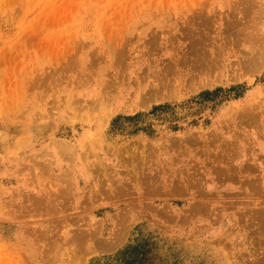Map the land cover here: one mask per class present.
<instances>
[{
	"label": "rangeland",
	"instance_id": "1",
	"mask_svg": "<svg viewBox=\"0 0 264 264\" xmlns=\"http://www.w3.org/2000/svg\"><path fill=\"white\" fill-rule=\"evenodd\" d=\"M253 1L0 0V264H264ZM195 40L226 65L194 77Z\"/></svg>",
	"mask_w": 264,
	"mask_h": 264
},
{
	"label": "bare ground",
	"instance_id": "2",
	"mask_svg": "<svg viewBox=\"0 0 264 264\" xmlns=\"http://www.w3.org/2000/svg\"><path fill=\"white\" fill-rule=\"evenodd\" d=\"M244 1H246V0H244ZM248 1V0H247ZM253 1V0H252ZM250 2V1H249ZM254 2V1H253ZM252 2V3H253ZM240 3V2H239ZM245 2H243V4H244ZM251 3V2H250ZM245 5V4H244ZM247 5V4H246ZM249 5V4H248ZM255 11V10H254ZM201 14V13H200ZM200 14H199V16H200ZM202 17H203V15H202ZM248 17V16H247ZM249 18V17H248ZM207 19H209V17H207ZM260 20V19H259ZM206 21H208V20H206ZM198 26V25H197ZM236 26H237V24H236ZM243 26V25H242ZM254 26V25H253ZM253 26H251V32H252V29H253ZM199 27V26H198ZM197 27V28H198ZM233 27H234V25H233ZM246 27V26H245ZM255 27V26H254ZM196 28V29H197ZM237 28V27H236ZM239 28V27H238ZM248 28V27H247ZM250 28V27H249ZM248 28V29H249ZM247 29V32H249L250 30H248ZM254 29H256V28H254ZM256 31V30H255ZM259 31V30H258ZM229 32V31H228ZM246 31H245V33H244V35L247 33ZM194 33V32H193ZM233 33V32H232ZM241 34V33H240ZM251 34H253V37H254V39H253V41H252V38H251V41L252 42H254L253 43V46L251 47V46H248V49H243L242 50V48L245 46V44H247L248 43V41L246 42V43H244L243 42V40H246L245 38H246V36H247V34H246V36L243 38V40H242V42H240V44H238V46H236V47H238V48H235V50L237 49V51H239V52H241V51H243L242 53V56L241 57H243V55H244V59H243V61L242 62H240L241 61V59H240V57H239V64L241 63V64H243V67L241 68V69H246V71H247V69L249 70V69H255L256 71L257 70H259L261 67V65H262V63L264 62V36H260V37H258V34H257V32H256V34H254V30H253V33H251ZM251 34L249 35V36H251ZM191 35V34H190ZM239 35V34H238ZM201 36H202V34H201ZM205 36H207V35H205ZM249 36L247 37V40H248V38H249ZM206 38V37H205ZM235 38V37H234ZM201 39V38H200ZM250 40V39H249ZM196 41V40H195ZM200 40H197L196 42H193L192 43V46L194 47V46H199V47H194V48H196V50H193V54L195 55V58H196V56L198 57L199 56V58L198 59H196V61L195 62H193L192 63V65L190 66V68H193V70L191 71V74L194 76H199L200 74H202V73H206L207 75H208V73H211V71H213L214 69H216L217 68V64H218V61H219V63H220V65H221V63H222V66H224V65H226L225 64V61H226V59L224 58V57H221V59H219V53H220V51L219 50H217L216 51V49H218V47H216V46H212V48L214 47H216L215 48V51L216 52H218V53H215L214 52V50L213 51H209L206 47H207V45L205 44V46L206 47H201L200 45H199V42ZM250 42V41H249ZM225 43V42H224ZM157 44V43H156ZM189 44V43H188ZM212 44H214V43H212ZM211 44V45H212ZM251 44V43H250ZM223 45V44H222ZM244 45V46H243ZM249 45V44H248ZM252 45V44H251ZM247 46V45H246ZM223 47H224V45H223ZM242 47V48H241ZM249 47H251L250 49H249ZM190 49H191V47H190ZM204 49H205V53L203 52L204 51ZM220 49H222V47H220ZM233 50H234V48H232ZM232 49H230L229 48V50H231L232 51ZM150 50V49H149ZM223 50V49H222ZM226 50V49H225ZM224 51V50H223ZM225 52V51H224ZM147 53H148V51H147ZM223 52H221L220 53V56H222L221 54H222ZM234 53V52H233ZM233 53H232V55H233ZM180 54V53H179ZM191 55V56H194V55ZM197 54V55H196ZM199 54V55H198ZM216 56H215V55ZM181 55V54H180ZM226 55V54H225ZM218 56V58L217 59H219V60H216L215 58ZM231 56V55H230ZM238 57V56H237ZM147 61V60H146ZM233 62V61H232ZM238 62V61H237ZM171 63V62H170ZM188 63V62H187ZM186 63V64H187ZM181 64H183V63H181ZM235 64V63H234ZM233 63H231V65H234ZM175 65V64H174ZM178 65V64H177ZM176 65V66H177ZM236 65V64H235ZM181 67H182V65H180ZM184 66V65H183ZM230 66V65H229ZM228 66V67H229ZM238 66H240V65H237V67ZM264 66V65H263ZM263 66H262V68H263ZM227 67V68H228ZM235 67V66H234ZM248 67V68H247ZM250 67V68H249ZM123 68V67H122ZM219 68H221V67H219ZM224 68V67H223ZM239 68V67H238ZM239 68V70H241ZM258 68V69H257ZM121 69V68H120ZM232 69H233V67H232ZM236 69V68H235ZM121 70H123V69H121ZM189 71V70H188ZM222 71V70H221ZM234 71V70H233ZM245 71V70H244ZM196 72V73H195ZM236 72H237V70H236ZM249 72H251L250 70H249ZM116 73V72H115ZM179 73V72H178ZM190 73V72H189ZM231 73V72H230ZM175 74V73H174ZM190 74V75H191ZM237 74V73H236ZM235 74V75H236ZM166 75V74H165ZM206 75V76H207ZM234 75V74H233ZM181 76V75H180ZM192 76V77H193ZM194 76V77H195ZM89 78V77H88ZM178 78V77H177ZM188 78H190V77H188ZM208 78V77H207ZM233 78V77H232ZM180 79V78H179ZM163 80V79H162ZM160 81H161V79H160ZM136 82V81H135ZM205 83V82H204ZM153 84H154V82H153ZM153 84H152V87H154L153 86ZM207 84V83H206ZM162 86H165V85H161V87ZM167 86V85H166ZM107 88V87H106ZM160 88V87H159ZM153 89V88H152ZM141 91V90H140ZM147 94V93H146ZM157 95V94H156ZM155 95V96H156ZM149 97V96H148ZM165 97V96H164ZM91 98V97H90ZM107 98V97H106ZM154 98V97H153ZM166 98V97H165ZM102 98H97V99H92L91 100V102L89 103V105H91V108L90 109H86V112H87V110H90V111H92V107H96L97 109H99V110H102L104 107V103H103V101L105 100V98H104V100L102 101L101 100ZM110 99V98H109ZM141 99V98H140ZM149 100H151V99H149ZM108 101V100H107ZM145 102H146V100H144ZM75 103V102H74ZM143 106V105H142ZM79 107V106H78ZM85 107V106H84ZM84 107H82L83 109H84ZM134 107V106H133ZM76 109V108H75ZM73 110V109H72ZM77 111H78V109H77ZM89 111V112H90ZM93 111H98V110H93ZM245 111V110H244ZM79 113V112H78ZM91 113V112H90ZM89 113V114H90ZM87 114H88V112H87ZM91 115V114H90ZM104 116V115H103ZM253 116V118L254 117H256V114L255 115H252ZM252 116H251V119H253L252 118ZM257 119H258V116H257ZM257 119H256V121H257ZM105 120H107V118L105 119ZM240 121V120H239ZM251 121V120H250ZM89 122V121H88ZM105 122V121H104ZM246 123V122H245ZM236 124V123H235ZM239 127V126H238ZM238 127H236V128H238ZM239 135V134H238ZM263 136V135H262ZM215 137V136H214ZM58 140V139H57ZM56 140V141H57ZM62 140V139H61ZM182 140V139H181ZM220 140V139H219ZM62 141H64V139L62 140ZM196 141V140H195ZM55 142V141H54ZM53 142V143H54ZM61 142V141H60ZM60 142H58L57 141V144H56V148L60 145ZM223 142V141H222ZM221 142V143H222ZM187 143V142H186ZM55 144V143H54ZM61 144L62 145H65V146H67V144L65 143V141L64 142H61ZM223 144V143H222ZM71 145V144H70ZM177 145V144H176ZM59 147L57 150H59L60 148H63L64 149V151H65V149H66V147ZM69 146V145H68ZM173 146V145H172ZM176 147V146H175ZM55 148V149H56ZM68 149V148H67ZM108 149H110V148H108ZM228 149V148H227ZM60 150H62V149H60ZM60 150L58 151V152H60ZM236 150V149H235ZM85 151H87V150H85ZM122 151V150H121ZM224 151H226V150H224ZM228 151V150H227ZM232 151V150H231ZM201 152V151H200ZM61 153H63V150H62V152ZM108 153V152H107ZM120 153V152H119ZM195 153V152H194ZM65 153H63V155H64ZM212 154V153H211ZM218 154V153H217ZM225 154V153H224ZM201 155V154H200ZM219 155V154H218ZM235 155H236V153H235ZM60 156H62V155H60ZM225 156V155H224ZM238 156V155H237ZM65 157V156H64ZM142 157V156H141ZM216 156H214V158H215ZM230 157V156H229ZM83 158V157H82ZM129 158V157H128ZM155 158V157H154ZM218 158V157H217ZM237 158V157H236ZM125 159V158H124ZM146 159V158H145ZM234 159V158H233ZM138 160V159H137ZM153 160V159H152ZM70 161V160H69ZM123 161V160H122ZM127 162H128V160H126ZM139 161H140V159H139ZM217 161H219V160H217ZM71 162V161H70ZM221 162V161H220ZM219 162V163H220ZM125 163V162H124ZM232 163V162H231ZM128 164V163H127ZM133 164V163H132ZM218 164V163H217ZM221 164V163H220ZM29 165V164H28ZM24 166V165H23ZM27 166V165H26ZM223 166V165H222ZM230 166V165H229ZM29 167H30V165H29ZM133 167H135V166H133ZM234 167V166H233ZM244 167V166H243ZM192 168V167H191ZM215 168V167H214ZM217 168V167H216ZM245 168H247L246 166H245ZM251 168H253V167H251ZM99 169V168H98ZM219 169V168H218ZM223 169H225L224 167H223ZM223 169H219L218 170V172L219 171H222ZM226 169H228V167L226 168ZM65 170H66V168H65ZM100 170V169H99ZM138 170V169H137ZM247 169H245V171H246ZM140 171V170H139ZM229 171H232L231 170V168H230V170ZM213 172H214V170H213ZM224 172V171H223ZM225 172H226V170H225ZM126 173V172H125ZM129 173V172H128ZM136 172L134 171V174H135ZM221 173V172H220ZM130 174V173H129ZM131 174H132V172H131ZM130 174V175H131ZM139 174H141V173H139ZM146 174V173H145ZM144 174V175H145ZM228 174H230V173H228ZM97 175V174H96ZM100 175V174H99ZM127 175V174H126ZM125 175V176H126ZM129 175V176H130ZM149 175V174H148ZM216 175V174H215ZM61 177H63V175L61 176ZM133 177V176H132ZM131 177V178H132ZM134 177H135V175H134ZM144 177V176H143ZM142 176L140 177V175H139V178L141 179V182H143L142 180L144 179ZM148 177V176H147ZM149 177H150V175H149ZM148 177V178H149ZM188 177V176H187ZM65 178V177H64ZM137 178V177H136ZM67 179V178H66ZM147 179V178H146ZM149 179H151V178H149ZM96 180V179H95ZM133 180H135V179H133ZM132 180V181H133ZM168 180V179H167ZM191 180V179H190ZM221 180V179H220ZM138 182H140L139 180H137ZM144 181H145V179H144ZM150 181V180H149ZM149 181L147 180V185L149 184ZM257 181V180H256ZM259 181H260V179H259ZM61 182H62V180H61ZM69 183V181H66V182H64V183ZM152 182H154V181H152L151 180V184H152ZM156 182V181H155ZM158 182V181H157ZM160 182V181H159ZM178 182H179V180H178ZM197 182V181H196ZM134 183H135V181H134ZM145 182H144V185L146 184ZM126 184V183H125ZM143 184V183H142ZM155 184V183H154ZM173 184V183H172ZM174 184H176V181H174ZM259 184V183H258ZM177 185V184H176ZM182 184H180V186H181ZM124 186H127V185H124ZM149 186V185H148ZM153 186V185H152ZM160 186V185H159ZM260 186V185H259ZM120 187V186H119ZM147 187V186H146ZM182 187H183V185H182ZM242 187V186H241ZM153 188V187H152ZM256 188V187H255ZM145 189V188H144ZM160 189V188H159ZM162 189V188H161ZM69 190V189H68ZM182 190V189H181ZM254 190V189H253ZM125 191V190H124ZM180 191V190H179ZM250 191V190H249ZM259 191H260V189H259ZM122 192V191H121ZM178 192V191H177ZM197 192V191H196ZM107 193H108V191H107ZM180 193V192H179ZM204 192H202V194H203ZM157 194V193H156ZM159 194V193H158ZM182 194H183V192H182ZM50 195V194H49ZM48 195V196H49ZM54 195V194H53ZM52 195V196H53ZM61 195V194H60ZM126 195V194H125ZM188 195V194H187ZM41 196V195H40ZM62 196H64V195H62ZM264 196V195H263ZM42 197V196H41ZM44 197V196H43ZM56 197V196H55ZM65 197V196H64ZM262 197V196H261ZM38 198V197H37ZM24 199H25V197H24ZM38 199H40V204H38V205H42L41 204V198L39 197ZM131 199V198H130ZM37 200V199H36ZM46 200H47V197H46ZM53 200V199H52ZM34 201V200H33ZM32 201V202H33ZM49 201V200H48ZM48 201H47V203H48ZM49 203H50V201H49ZM212 203V202H211ZM264 203V202H263ZM32 205V204H31ZM43 205H47L48 206V204H45V202H44V204ZM51 205L53 206L54 204H50V207H51ZM198 205V207H199V203L197 204ZM236 205V204H235ZM264 205V204H263ZM200 206H201V204H200ZM222 206H225V205H222ZM35 207H36V205H35ZM39 207H42V206H39ZM46 208L47 209V207L46 206H43L42 208ZM49 207V206H48ZM49 207V208H50ZM54 207V206H53ZM52 207V208H53ZM190 207V206H189ZM202 207V206H201ZM207 207H208V205H207ZM253 207V206H252ZM260 207V206H259ZM259 207H258V209H259ZM33 208V207H32ZM56 208V207H55ZM200 208V207H199ZM198 208V209H199ZM22 209V208H21ZM33 209H35V208H33ZM36 209H37V207H36ZM207 209V208H206ZM249 209V208H248ZM252 209V208H251ZM29 210H31V209H29ZM40 210V209H39ZM45 210V209H44ZM44 210L42 211V209H41V211L42 212H44ZM52 210V209H51ZM50 209H49V211H51ZM54 210V209H53ZM52 210V211H53ZM56 210V209H55ZM203 210V209H202ZM210 210V209H209ZM35 211V210H34ZM48 211V212H49ZM204 211V210H203ZM258 211V210H257ZM42 212H40V213H42ZM207 212V211H206ZM38 213V212H37ZM45 213H47L46 211H45ZM50 213H52V212H50ZM208 213V212H207ZM259 213H257V215H255L257 218L259 217V216H263L264 217V215H263V213L261 212V214L260 215H258ZM9 215V214H8ZM254 216V215H253ZM262 216H261V218H262ZM42 217V216H41ZM260 218V219H261ZM259 219V218H258ZM258 219H256L257 221H258ZM253 220V219H252ZM264 220V218L262 219V222H264L263 221ZM261 222V223H262ZM259 224V223H258ZM262 225V224H261ZM264 225V224H263ZM21 227H23V226H21ZM261 227V226H260ZM89 229H87V231H88ZM40 231V230H39ZM86 231V230H85ZM99 231V230H98ZM92 233L93 232H90V233H85L84 234V232H83V234L84 235H82V236H76V238L75 239H73V238H70V240H68L69 241V243H72L73 241H76V243L78 242V244L75 246L74 245V247H73V250H75V252L77 251V248L80 250V246H82V245H84L85 243H86V241H87V238L88 237H92ZM82 234V233H81ZM96 234V233H95ZM94 235V234H93ZM264 236V235H263ZM37 237V236H36ZM44 237V236H43ZM98 237V236H97ZM96 237V238H97ZM119 237L120 236H114V238H112L113 240H112V244H117V242L119 241ZM93 238V237H92ZM121 238V237H120ZM38 239V238H37ZM67 241V240H66ZM90 241H92V240H90ZM40 242V241H39ZM68 243V242H67ZM76 243H72V246H73V244H76ZM102 243V242H101ZM108 243H110V241L108 242ZM103 244V243H102ZM263 244V243H262ZM66 245V244H65ZM95 245H97V242H96V244ZM99 245V244H98ZM107 246V245H106ZM108 246H109V244H108ZM107 246V247H108ZM114 246V245H113ZM94 247V249H95V246H93ZM48 248V247H47ZM46 248V249H47ZM83 248H85V246L83 247ZM98 248V247H97ZM72 250V249H71ZM83 251H85V250H83ZM44 252H45V250H44ZM76 256V255H75ZM263 257V256H262ZM44 258V257H43ZM83 258V257H82ZM262 264V263H261Z\"/></svg>",
	"mask_w": 264,
	"mask_h": 264
},
{
	"label": "trees",
	"instance_id": "3",
	"mask_svg": "<svg viewBox=\"0 0 264 264\" xmlns=\"http://www.w3.org/2000/svg\"><path fill=\"white\" fill-rule=\"evenodd\" d=\"M137 250V248H134V249H132L131 251H130V253H129V255L128 256H126V257H128V258H133V256H134V254H136V253H138V251H136ZM128 261L127 263L128 264H136V262H137V260H136V258L134 257L133 259H131V260H129V259H122V261Z\"/></svg>",
	"mask_w": 264,
	"mask_h": 264
}]
</instances>
